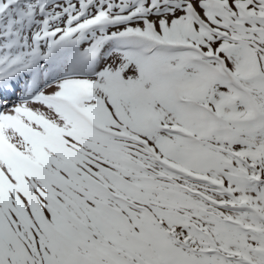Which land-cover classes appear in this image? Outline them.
I'll return each mask as SVG.
<instances>
[{"label":"snow or ice","instance_id":"obj_1","mask_svg":"<svg viewBox=\"0 0 264 264\" xmlns=\"http://www.w3.org/2000/svg\"><path fill=\"white\" fill-rule=\"evenodd\" d=\"M0 264H264V0H0Z\"/></svg>","mask_w":264,"mask_h":264}]
</instances>
